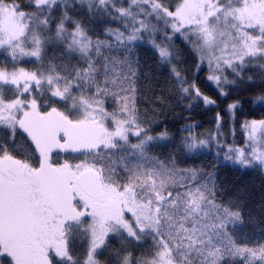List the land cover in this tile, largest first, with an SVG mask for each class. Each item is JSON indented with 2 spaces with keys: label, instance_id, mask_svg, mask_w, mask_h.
I'll return each instance as SVG.
<instances>
[{
  "label": "trees",
  "instance_id": "16d2710c",
  "mask_svg": "<svg viewBox=\"0 0 264 264\" xmlns=\"http://www.w3.org/2000/svg\"><path fill=\"white\" fill-rule=\"evenodd\" d=\"M147 1L168 12L182 2ZM0 4L16 7L25 15L27 28L42 38L38 60H12L2 51L0 69L57 77L73 87L76 97L102 103L113 123L140 131L112 149L52 153L51 169L42 182L52 183L55 168L85 164L108 186L131 189L140 202L154 208L157 234L169 247L174 264H262L253 259L264 255V171L256 165L224 163L216 152L227 148L236 152L235 147L246 143L248 123L264 121V51L231 64H202L191 40L170 38L165 21L157 19L149 6L130 11L147 25L141 41L117 40L109 35L123 30L116 12L132 6L130 1L111 0L104 8L73 0L41 6L35 0ZM60 26L84 31L87 55L70 49L58 36ZM12 91L3 88L6 100L18 98ZM38 101L42 112L69 108L68 102L47 93ZM1 158L33 169L41 164L24 133L0 126ZM210 205L215 209L205 216L201 210ZM80 220L69 227V260L51 256L50 264H86L88 220L85 215ZM159 252L158 240L149 233L116 232L94 253V260L150 264ZM0 264L13 262L3 257Z\"/></svg>",
  "mask_w": 264,
  "mask_h": 264
},
{
  "label": "rangeland",
  "instance_id": "374dc122",
  "mask_svg": "<svg viewBox=\"0 0 264 264\" xmlns=\"http://www.w3.org/2000/svg\"><path fill=\"white\" fill-rule=\"evenodd\" d=\"M70 1L35 0V4ZM124 1H130L132 6L116 12L123 30L109 34L117 40L141 41L147 25L135 19L130 11L149 6L157 19L165 21L170 38L191 40L202 64L215 61L231 64L250 53L264 51V0H182L173 12L147 0ZM73 2L96 8L111 4V0ZM26 24L25 15L16 7L0 4V53L5 51L12 60L40 58L42 38ZM42 26L46 28L47 24L43 22ZM58 36L68 41L71 50L88 54L89 40L79 26L73 30L60 26ZM3 88H12L18 98L6 100ZM44 93L57 101L68 102V111L42 112L38 99ZM0 126L27 135L41 157L38 169L9 158L0 159V259L8 258L13 264H35L36 260L41 262L36 264H50L51 256L69 260V227L81 223L83 212L88 210L85 217L90 254L86 264H96L94 253L110 234L121 230L130 235L147 232L158 240L160 252L150 264H174L169 247L157 234L154 208L140 202L133 190H117L105 182L106 203L110 205H96L75 185L77 175L88 167L85 164L55 168L56 183L42 182V176L51 169L52 153L112 149L129 136H138L137 128L113 123L102 103L76 97L73 87L59 78L25 69H0ZM234 149L233 153L230 148L216 152V156L232 166L256 165L264 171V121L248 123L246 143ZM61 179L67 185H62ZM214 209L210 205L201 211L207 216ZM253 262L264 264V255L256 256Z\"/></svg>",
  "mask_w": 264,
  "mask_h": 264
},
{
  "label": "water",
  "instance_id": "95a60500",
  "mask_svg": "<svg viewBox=\"0 0 264 264\" xmlns=\"http://www.w3.org/2000/svg\"><path fill=\"white\" fill-rule=\"evenodd\" d=\"M80 189L94 200H102L104 192L100 175L94 169H87L80 173L76 179Z\"/></svg>",
  "mask_w": 264,
  "mask_h": 264
},
{
  "label": "flooded vegetation",
  "instance_id": "af4514ba",
  "mask_svg": "<svg viewBox=\"0 0 264 264\" xmlns=\"http://www.w3.org/2000/svg\"><path fill=\"white\" fill-rule=\"evenodd\" d=\"M104 203H105V204H108V203H106V198H105V197H104V199H103L102 201L99 202V205H102V204H104ZM108 205H110V204H108Z\"/></svg>",
  "mask_w": 264,
  "mask_h": 264
}]
</instances>
